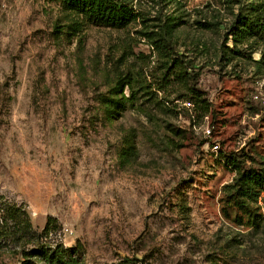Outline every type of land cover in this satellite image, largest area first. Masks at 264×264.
<instances>
[{
  "label": "rangeland",
  "instance_id": "obj_1",
  "mask_svg": "<svg viewBox=\"0 0 264 264\" xmlns=\"http://www.w3.org/2000/svg\"><path fill=\"white\" fill-rule=\"evenodd\" d=\"M110 1L0 0V264H264V0Z\"/></svg>",
  "mask_w": 264,
  "mask_h": 264
},
{
  "label": "trees",
  "instance_id": "obj_2",
  "mask_svg": "<svg viewBox=\"0 0 264 264\" xmlns=\"http://www.w3.org/2000/svg\"><path fill=\"white\" fill-rule=\"evenodd\" d=\"M73 3H76L78 5H83L84 7L91 8V10L94 9H103L108 8L110 11L116 12V14L121 15L122 6H117L116 4H113L110 0H67ZM53 228V222L48 218L45 227L41 233H44L48 230ZM31 232H36L35 229H33V226L31 222L27 219L25 221L24 226V234L31 235ZM70 248H67L63 245H59L54 250L47 249L46 246H37V249L33 251L31 255L37 254L40 256L39 258L44 261L47 264H68V260L65 259L67 251H69ZM72 251V250H71ZM27 255V253H26Z\"/></svg>",
  "mask_w": 264,
  "mask_h": 264
},
{
  "label": "built area",
  "instance_id": "obj_3",
  "mask_svg": "<svg viewBox=\"0 0 264 264\" xmlns=\"http://www.w3.org/2000/svg\"><path fill=\"white\" fill-rule=\"evenodd\" d=\"M207 132H208V133H210V130H209V128L207 129Z\"/></svg>",
  "mask_w": 264,
  "mask_h": 264
}]
</instances>
